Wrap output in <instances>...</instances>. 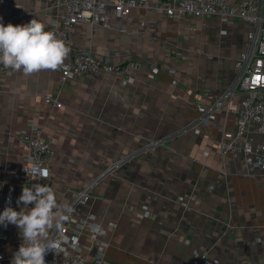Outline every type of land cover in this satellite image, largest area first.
<instances>
[{"label":"crops","instance_id":"1","mask_svg":"<svg viewBox=\"0 0 264 264\" xmlns=\"http://www.w3.org/2000/svg\"><path fill=\"white\" fill-rule=\"evenodd\" d=\"M62 11L59 0L0 2L5 25L49 22ZM248 30L237 17L226 24L216 14L169 18L144 8L117 17L107 8L73 26L72 48L112 63L142 58L131 79L0 73V196L21 195V134L38 125L55 149L49 187L73 209L63 224L87 262L264 264V172L251 156L220 150L233 140L228 108L240 93L228 90ZM198 104L214 118L203 119ZM86 188L87 200L72 206ZM16 232L11 224L0 245L4 264L22 243Z\"/></svg>","mask_w":264,"mask_h":264},{"label":"built area","instance_id":"2","mask_svg":"<svg viewBox=\"0 0 264 264\" xmlns=\"http://www.w3.org/2000/svg\"><path fill=\"white\" fill-rule=\"evenodd\" d=\"M10 2V0H0ZM62 14L58 19L45 24L46 31H52L57 38L63 40L69 48V54L57 70L59 80L64 81L80 74L116 73L126 80L132 78L136 68H143L145 62L140 57H132L117 63L106 62L90 51H77L72 48L73 26L80 20L90 21L95 12L103 13L112 8L117 17L128 15L133 8L161 10L169 18L202 17L216 14L224 23L237 17L249 25L245 41V50L235 62L236 74L228 94L239 92L240 98L230 102L228 111L235 116L233 140L241 142L236 145L233 140H222V154H244L252 157L254 166L264 172V15L259 10L257 0H59ZM25 24V23H24ZM10 68L0 64V73ZM148 73L156 70L155 65L148 66ZM45 100L55 106L60 103L50 96ZM205 120L214 118V111L198 104L196 106ZM21 140L28 151L27 163L20 168V179L25 187L40 184L49 187L51 181L50 163L55 153L52 144L43 138L42 129L38 125H30L21 134ZM27 170V172L25 171ZM46 173V175H41ZM89 188L77 192L72 206L87 200ZM20 194L6 193L0 196V212L6 206L16 209ZM11 224L6 228L0 225V245L6 242ZM92 231H98L92 227ZM52 235L61 241L58 254L49 252L45 256L46 264H100V259L87 262L82 254V247L76 236L67 234L63 224L62 232ZM15 236L21 239L20 232ZM5 255L0 247V264H4ZM194 264H198L195 259Z\"/></svg>","mask_w":264,"mask_h":264},{"label":"clouds","instance_id":"3","mask_svg":"<svg viewBox=\"0 0 264 264\" xmlns=\"http://www.w3.org/2000/svg\"><path fill=\"white\" fill-rule=\"evenodd\" d=\"M45 27L37 19L25 24L5 25L0 18V64L24 74L56 70L70 50ZM17 204L23 207L17 210L6 206L0 212V225L5 228L9 224L15 225L22 239L10 264H46L45 256L49 252L58 254L61 248V241L52 233L63 231V222L73 209L59 205L54 191L40 184L25 186Z\"/></svg>","mask_w":264,"mask_h":264},{"label":"rangeland","instance_id":"4","mask_svg":"<svg viewBox=\"0 0 264 264\" xmlns=\"http://www.w3.org/2000/svg\"><path fill=\"white\" fill-rule=\"evenodd\" d=\"M5 262V261H4ZM5 264H7V263H5Z\"/></svg>","mask_w":264,"mask_h":264}]
</instances>
